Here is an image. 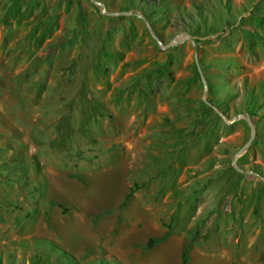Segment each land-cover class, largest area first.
I'll list each match as a JSON object with an SVG mask.
<instances>
[{
  "label": "rangeland",
  "instance_id": "obj_1",
  "mask_svg": "<svg viewBox=\"0 0 264 264\" xmlns=\"http://www.w3.org/2000/svg\"><path fill=\"white\" fill-rule=\"evenodd\" d=\"M95 1L0 0V264H65L34 237L88 262L46 214L89 194L98 242L163 228L189 264H264V0Z\"/></svg>",
  "mask_w": 264,
  "mask_h": 264
},
{
  "label": "crops",
  "instance_id": "obj_2",
  "mask_svg": "<svg viewBox=\"0 0 264 264\" xmlns=\"http://www.w3.org/2000/svg\"><path fill=\"white\" fill-rule=\"evenodd\" d=\"M83 198L84 199L81 201V207H82L81 212H80L81 216L78 217L77 221L75 220L69 221L68 220L69 218H66L65 222H63V225H62L59 215H64L66 211L62 212L59 207L65 210L66 208L60 204L53 203V202H50L49 204L51 206H54L55 209L57 208L59 213L57 214L55 211L51 210L46 214L45 213L46 211L44 208L43 214H46V216L51 215L53 218L56 219L55 221H57V223L59 222V224H61V225L57 224V226L54 227L56 230L70 223L71 226L74 227L78 231V235H81V237L83 238V241L79 242L77 251L81 253L83 249H86L88 252L87 259L92 260L94 257H104L105 258L106 256L107 257L116 256L117 258L129 264L131 263L132 264H147V261H149V258L151 257H153L154 261L158 259L161 262L168 261L172 256L177 257V254L179 258V254H180V250L182 246L180 247V250L177 253L176 234H170V231H168L167 229H163V228H156V230L159 229L160 234L158 236L148 238V239L160 238L164 236L166 233V236L163 238V240H161L160 242H158L157 244H155L153 247L149 249L145 248L146 241L148 240L146 238H143L141 243H136V244L133 241H127V243H125L124 246L122 247L121 246L119 247V244L107 245V242L105 240H103L102 242H98L96 239L99 236L105 235L104 229H105L106 224L105 222L95 221L94 225H92L91 218L89 216L92 215L93 218H95L96 215L99 214L100 211H102L105 208L106 204L103 200L98 199L97 196H94L92 194L86 195ZM93 218H92V221H93ZM81 221L84 222V225L81 228H79V226L76 223L77 222L81 223ZM144 233L145 231L143 232V234ZM40 238H44V237H40ZM99 249L101 251V254L100 252H98ZM178 263H179V259H178ZM188 264H189V250H188Z\"/></svg>",
  "mask_w": 264,
  "mask_h": 264
},
{
  "label": "trees",
  "instance_id": "obj_3",
  "mask_svg": "<svg viewBox=\"0 0 264 264\" xmlns=\"http://www.w3.org/2000/svg\"><path fill=\"white\" fill-rule=\"evenodd\" d=\"M146 19V17H144ZM147 20V19H146ZM252 111L250 109L246 110V115L249 118V121L252 123V114H250ZM130 190L128 191L126 197L130 195ZM59 207V206H58ZM62 212H65L66 210L59 207ZM166 236V233L164 236L160 238H151L146 241L145 248L149 249L153 247L155 244L163 240V238ZM30 246L35 251H40L49 255H52L54 258H56L58 261L63 262L65 264H78L77 261L74 259L72 255L64 251L58 244L51 240H47L45 238H38L34 237L31 238ZM190 247V244H187L183 246L180 250L179 254V263L178 264H188V249ZM85 264H123L120 261L115 260L114 258H97L92 259L86 262Z\"/></svg>",
  "mask_w": 264,
  "mask_h": 264
},
{
  "label": "water",
  "instance_id": "obj_4",
  "mask_svg": "<svg viewBox=\"0 0 264 264\" xmlns=\"http://www.w3.org/2000/svg\"><path fill=\"white\" fill-rule=\"evenodd\" d=\"M91 2H92L93 4H95V5H97V6L101 7V8H103V6H102L101 3H99V2H97V1H95V0H91ZM103 13H104L105 15H110V16H119V15H131V16H136V17H139L140 19H142V21H143L145 24H147L144 18H142L141 16H139L138 14H135V13H131V12H119V13H110V14H109V13H106V12H104V11H103ZM152 38L155 39V37H154L153 35H152ZM183 40H187V41L190 43V45H191V47H192L193 61H194V64H195V66H196V68H197V71L200 73V71H199V67H198V62H197V50H196L195 42L193 41V39L190 38V37L184 36L181 40L175 41L174 44H177V43H179V42H181V41H183ZM201 81H202V85H203V90H205V83H204L202 77H201ZM202 99H204V97H202ZM239 117H243V115H240ZM245 119H246L247 124L251 127V124H250L249 119H248V118H245ZM251 131H252V134H253V130H251ZM232 165H233L234 167H236L235 164H234V161H232ZM235 169H236V168H235ZM262 181L264 182L263 179H262Z\"/></svg>",
  "mask_w": 264,
  "mask_h": 264
}]
</instances>
